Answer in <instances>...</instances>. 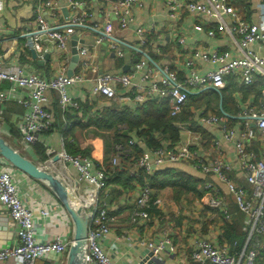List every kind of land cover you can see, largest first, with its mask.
I'll list each match as a JSON object with an SVG mask.
<instances>
[{
    "label": "crops",
    "instance_id": "1",
    "mask_svg": "<svg viewBox=\"0 0 264 264\" xmlns=\"http://www.w3.org/2000/svg\"><path fill=\"white\" fill-rule=\"evenodd\" d=\"M80 1L82 4L73 8L68 0H53L55 8L49 10L42 8V0H0V18L3 22L0 30V69L18 66L24 74L36 73L45 79L54 76L61 67H65L67 72L71 58V37L74 34L83 41L77 45L87 46L91 57L89 67L84 71L85 78L69 89L73 98L79 102V107L63 112L59 106L57 92L47 91L48 100L45 107L52 115V128L42 133L30 146L22 140V117L26 112L22 100L29 98V89L16 88L7 81L0 82V90L9 92L7 99L0 105V134L38 164H46L49 169L56 171L67 184L68 191L74 194L77 207L83 209L91 196H98L110 216H113L110 234L103 242V250L112 264L197 262L191 258L195 241L203 237L212 242H225V224L240 219L241 225H244V214L238 210L226 184L217 174L211 171L205 173L197 164L185 160L165 161L162 165H155L154 149L149 148L138 134L142 127L131 129L125 122L118 121V118L134 117L137 110L147 103H152L154 110L158 112L164 109L169 112V99L150 93L148 89L152 79L143 80V75L152 71L155 78L159 75L158 72L165 68L174 71L177 82L185 87L189 94L183 111L174 116L177 119L174 125L179 132L178 140L170 144L169 140L158 136L159 141L164 143L161 147L170 148L178 143L189 142L190 148L197 151L204 164L210 165L217 160L227 164V169L224 170L226 176L236 185L249 189L244 170L239 164L235 142L243 130L245 114L252 108L261 109L264 106V79L255 76L253 83L248 85L240 81L238 76L231 74L226 77L225 85L218 89L211 85L192 87L186 82L191 70L186 64L187 61L192 60L200 73L216 67V64L194 57L196 51H229V59L243 55L237 44L238 36L219 32L215 17L188 11L185 7H181L175 16H170L161 0H143L141 8L132 9L134 18L130 25L126 29H119L111 9L116 0ZM226 2L240 19L264 28V4L260 0ZM38 12L52 26L73 28L68 40L67 57L60 55L52 40L45 38L32 41L38 32ZM224 19L228 24L233 21L229 15H225ZM107 22L113 25V39L122 51L121 56L110 48L108 39L104 38L100 43H96ZM196 26L201 28L198 30ZM139 27L152 29L146 34L144 43L136 32ZM209 30L215 31L214 34L210 35ZM180 38L183 39L182 42L178 41ZM139 62H143L144 66L140 71L134 72L133 68ZM79 69L78 56L72 73ZM105 72H134L132 85H118L117 96L113 99L94 95L91 92L94 78ZM140 84L141 89L138 90ZM139 92L144 95L141 102L134 98ZM208 115H215L219 122L204 123L202 118ZM169 116L173 117L170 113ZM251 127L254 128L253 122ZM228 129L235 131L230 139L224 135ZM126 136L133 139L135 145L142 150L138 157L146 155L152 163L150 173L135 166L133 159H122L116 167L122 169L118 181L97 191L94 185L78 176L69 162H64L61 158V153L65 151L71 156L87 157L95 165L100 163L109 170L114 144L124 141ZM244 144L253 159L263 157L264 144L259 140L257 133L254 138L245 140ZM132 156L135 158L134 150ZM95 165L91 168L92 172ZM160 170L172 174L182 172L201 179L199 189L202 195L205 192L204 184L211 182L210 192H217L224 198L230 213L229 219H225L217 209L201 206L197 201L200 197L191 190L171 185L151 187L147 175ZM13 177L21 199L26 206L33 209L35 232L39 240L53 241L60 235L70 245L73 224L54 192L43 181L34 179L18 169L13 168ZM145 186L151 189L153 198L160 199V203L151 205L147 210V218L142 219L134 215V210L136 198ZM107 193L110 197L109 206L104 200ZM43 208L47 209L45 215L41 214ZM161 236L168 237L176 250L165 249L153 255L149 248L140 243ZM17 243V232L11 225L6 208L0 203V248L12 247ZM243 248L244 245L241 250H231L228 245L229 253L233 255L240 254ZM0 264L22 263L6 259L0 260ZM35 264L63 263L40 257ZM241 264L244 262L241 261Z\"/></svg>",
    "mask_w": 264,
    "mask_h": 264
},
{
    "label": "built area",
    "instance_id": "2",
    "mask_svg": "<svg viewBox=\"0 0 264 264\" xmlns=\"http://www.w3.org/2000/svg\"><path fill=\"white\" fill-rule=\"evenodd\" d=\"M168 10L170 16H175L181 7L188 11L200 12L215 17L218 21V31L229 35L238 36V47L243 55L238 58L229 59V51H205L194 53V57H199L204 61L216 64V67L203 73L197 71L193 61H187L190 66V76L186 79L192 87L211 85L214 88H221L225 85L228 75L238 76L245 84H252L255 76L264 79V28L256 23L246 22L238 17L235 10L231 8L226 0H161ZM264 4V0H260ZM73 8H78L82 2L80 0H68ZM41 6L53 10L55 3L53 0H42ZM143 0H116L112 3V13L117 19L119 29H126L133 21L132 9L141 8ZM229 15L232 23H226L224 17ZM36 21L40 34H35L33 42L40 40V35L46 39L54 41L57 51L63 57H67L69 52L68 40L73 31L72 27L59 28L50 25L47 20L39 14ZM3 26L0 18V30ZM198 30L200 26H196ZM148 31V32H146ZM152 29L143 27L137 28L136 32L142 43L145 42L146 34ZM215 31L209 30L210 35ZM113 25L107 22L102 30V35L96 40L100 43L102 39H108L109 46L118 56L122 55L117 42L113 39ZM182 42L183 39H178ZM80 69L76 73L68 75L65 67H61L59 72L49 79H45L36 73L24 74L20 67L14 66L0 69V82L7 81L16 88L29 89V98L23 99L22 103L26 107V112L22 117V140L24 144L32 145L39 136L52 128L53 120L49 110L45 107L48 100L47 91H55L58 94L59 106L62 111L78 108L79 102L70 94V87L85 78L86 68L89 67L90 53L87 46H78ZM143 62H139L133 71H140ZM132 73H101L94 78L91 92L94 95H103L108 99L117 96V86L128 87L132 85ZM158 76L154 78L152 71H147L143 75V80L152 79L148 91L156 93L160 97L169 99V113L171 116L180 114L187 102L189 91L177 82V75L167 68L160 70ZM141 89V84L137 88ZM8 91L0 90V105L8 97ZM264 99V90L262 91ZM134 98L141 102L144 100L142 93H136ZM207 124H216L219 118L215 115H208L202 118ZM254 123V128L251 127ZM258 134L259 140L264 144V106L261 109H250L244 116L243 130L235 142V149L238 154L239 164L245 173L248 188L236 185L230 180L224 170L227 164L221 161H214L212 164H204L196 150L191 149L189 142L176 144L173 147H158L154 149V164L162 165L165 161H191L197 164L205 172L217 174L221 181L226 184L229 194L240 212L245 216L243 230L247 233L244 248L240 254L229 253L228 245L212 242L207 238L200 237L195 241V247L191 253V258L197 262H209L212 264H257V250L261 246V237L264 235V155L260 159H253L251 154L245 149V140L254 138ZM235 131L228 129L224 135L230 139ZM135 145L133 139L128 143L117 142L113 147V156L110 160L111 167H117L120 160L134 161L135 166L143 169L146 173L152 171V163L146 155L133 158L131 145ZM64 162H69L76 170L78 176L87 183L96 187V190H103L109 170L102 164L95 165L91 159L80 155L71 156L65 151L61 153ZM95 165L94 172L91 168ZM13 166L4 158H0V203L6 208L11 225L15 228L18 236V243L12 247L0 248V260L13 259L22 264H35L40 257L48 258L58 263L65 264L66 255L69 248L68 243L62 236L57 235L53 241L39 240L35 232L33 221V209L25 205L19 194V188L13 177ZM205 192L197 201L201 206L217 209L225 219H229L230 213L225 205L224 198L217 192H210L211 182H206L203 186ZM160 203V199L151 196V189L148 186L142 188L136 198L134 215L145 219L148 216L147 209L151 205ZM88 223L86 240L83 245L82 259L85 264H112L103 250V242L110 234V223L113 216L102 204L97 195L91 196L87 205L83 208ZM47 209H41V214L45 215ZM142 245L149 248L153 255L165 249L175 251L176 247L168 237L161 236L152 241H141Z\"/></svg>",
    "mask_w": 264,
    "mask_h": 264
},
{
    "label": "trees",
    "instance_id": "3",
    "mask_svg": "<svg viewBox=\"0 0 264 264\" xmlns=\"http://www.w3.org/2000/svg\"><path fill=\"white\" fill-rule=\"evenodd\" d=\"M174 118V119H173ZM176 117H170L167 109L158 112L154 110L152 103H147L141 106L134 117L130 118H118V121L125 122L129 128H139L142 130L138 134L144 139V142L149 148L156 149L162 146L158 139V136L169 140L170 144L175 143L179 138V132L177 127L174 125ZM124 141H117L121 143H128L129 137H124ZM115 142V143H117ZM132 151L134 150L135 158L141 154L142 150L136 145H131ZM120 168V167H119ZM116 167H109V176L106 179V185L110 183H116L122 174V169L120 170ZM163 175L162 178H159ZM149 178L151 187H162L166 185H171L175 188H185L193 191L197 196L201 197L202 191L199 189V185L202 180L197 179L186 173H167L166 170L156 171L152 175H147ZM166 177V179H165ZM148 210V209H147ZM243 223L241 225L240 219L233 221V223H227L223 227L224 229V240L230 245L231 250L235 248L236 250H241L245 244L247 233L243 230ZM256 263L264 264V235L261 237V246L257 250ZM190 264H200L198 262H191ZM202 264H212V263H202Z\"/></svg>",
    "mask_w": 264,
    "mask_h": 264
},
{
    "label": "water",
    "instance_id": "4",
    "mask_svg": "<svg viewBox=\"0 0 264 264\" xmlns=\"http://www.w3.org/2000/svg\"><path fill=\"white\" fill-rule=\"evenodd\" d=\"M39 29V27H38ZM35 34H40L39 32ZM40 39H45L44 35H40ZM31 45V39L28 40ZM82 39L74 34L71 37V58L69 63L68 75L72 74V69L76 65L78 59L77 44L82 43ZM33 45V43H32ZM253 125V124H252ZM0 156L9 162L14 169H18L28 176L43 181L54 192L60 200L73 224L72 242L69 245L65 264H85L83 256V245L86 240L88 218L85 211L75 204L76 198L72 192L67 189V184L46 164H38L30 157L26 156L16 149L8 140L0 134ZM106 204L110 205V197L108 193L104 198Z\"/></svg>",
    "mask_w": 264,
    "mask_h": 264
},
{
    "label": "bare ground",
    "instance_id": "5",
    "mask_svg": "<svg viewBox=\"0 0 264 264\" xmlns=\"http://www.w3.org/2000/svg\"><path fill=\"white\" fill-rule=\"evenodd\" d=\"M79 207V206H78Z\"/></svg>",
    "mask_w": 264,
    "mask_h": 264
}]
</instances>
